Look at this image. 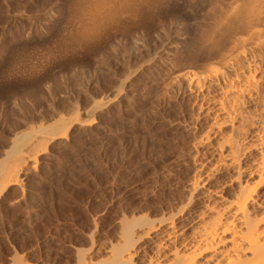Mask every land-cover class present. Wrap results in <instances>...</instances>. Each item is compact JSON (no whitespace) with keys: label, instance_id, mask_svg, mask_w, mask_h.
<instances>
[{"label":"rangeland","instance_id":"374dc122","mask_svg":"<svg viewBox=\"0 0 264 264\" xmlns=\"http://www.w3.org/2000/svg\"><path fill=\"white\" fill-rule=\"evenodd\" d=\"M74 2L0 0V43L7 40L0 55V153L6 130L21 123L24 117L34 118L37 126L57 113L72 117L77 107L84 121L89 120L85 110L103 104L95 111L92 127L72 125L67 141L58 138L49 143L45 155L28 165V174L20 175L21 185L8 188L0 196V264H8L12 258L26 264H73L76 250L90 251L91 241L98 246L114 242L118 224L124 218L158 219L175 215L183 207H187V212L178 220L176 231L189 237L206 205L216 201L220 193L231 195V187H235L230 180L236 173L216 164L221 137L229 134L230 128L214 129L209 141L199 143L210 129L212 117L203 116L206 107L199 110L200 98L173 90L163 65L165 52L161 53L163 47L157 49L168 31L183 36L192 28L194 19L210 8L177 0L173 9L162 16L163 21L171 19V29L163 27L157 30L160 35H151L153 42L148 49H157L160 57L145 67V51L155 52H147L141 45L140 34L128 42L123 53L119 47L110 51L112 55L104 58L111 60L103 58L106 65L95 61L102 69L93 65V54L90 57L91 53L86 52V58L85 51L74 54L63 44V24L50 32L42 28L40 33L16 37L15 32L28 28L31 19L47 23L54 7L67 12ZM64 46L69 50H64ZM115 58L130 59L124 60L129 65L126 68L119 61L116 64ZM13 65L35 67L38 73L33 77H9L10 82L4 74ZM138 66L142 70L137 71ZM97 67L99 72L94 69ZM105 67L109 68L108 75L102 72ZM135 68L134 76L127 75L128 90L115 94L117 83L115 89L111 83L127 77ZM109 71L119 78L114 76L112 81ZM40 114L51 118L45 116L46 120L43 115L41 119ZM255 134L256 129H251L246 146L252 144ZM255 155V151H249L242 166L246 167ZM196 176L201 179L194 190ZM154 241L145 239L142 246L146 253L140 255V262L154 248Z\"/></svg>","mask_w":264,"mask_h":264},{"label":"bare ground","instance_id":"6f19581e","mask_svg":"<svg viewBox=\"0 0 264 264\" xmlns=\"http://www.w3.org/2000/svg\"><path fill=\"white\" fill-rule=\"evenodd\" d=\"M176 1L75 0L67 12L60 6L54 7L49 19L46 18L49 20L47 23L45 20L31 19V25L15 32V35L22 37L25 33H40L42 28L50 32L63 24L66 33L64 37L61 36L63 44L71 48L70 51L73 49L74 54L75 51H85L82 53L86 58L93 54L96 58L92 60L93 65L99 66L95 65V61H98L103 66L108 59L104 57L110 51L112 53L116 47H119V52L126 49L128 42L139 34L143 43L141 45L150 52L151 38L157 37V30L167 26L171 29V19L167 22L164 18L166 21H163L162 16L173 9ZM187 1L196 2L190 3L192 6L198 4L210 9L194 19L192 28L184 25L185 29H190L183 36L166 31V39L163 42L160 40L161 46L158 45L157 49L163 47L161 53L165 52L162 55L165 60L163 65L167 68L166 76L170 86H174L173 90H183L200 98L199 110L206 107L203 116L212 117L210 129L199 143L209 141L214 129L230 128L229 134L221 137L216 164L229 173H236L230 180V183H235V187H231V195L220 193L216 201L206 205L205 210L199 213V222L189 237L176 231L178 220L186 215L187 207L180 208L175 215L158 219L124 218L118 224L119 232L114 242L98 246L91 241L92 251L76 250L73 264H264V0ZM6 41L0 43V55L5 50ZM157 49H152L155 52L150 53L152 56L145 51L146 58H149H145L144 64L141 63L143 66L151 65L160 57V51H155ZM86 52L91 54L87 55ZM113 53L116 55L117 51ZM125 59H116V64L119 61L120 65L128 66L125 61L130 59ZM110 63L107 65L113 70ZM106 67L103 68L104 72L100 65V71L106 73V69H109ZM140 68L138 66L134 72L130 70L126 76H134ZM94 69L99 72L98 67ZM112 72L109 76L114 81ZM37 73L35 67L13 65L4 76L18 79V75L33 77ZM129 76H122L121 80L115 76L117 82L111 83L112 89L117 83L115 94L121 95L128 90L126 79ZM102 106L100 104L85 110L84 114L89 120L84 121L80 119L79 109L74 107L73 116L69 118L55 114L54 109L52 118L40 114V118L50 116L51 120L42 122L41 118L37 126L36 120L32 117L30 119L33 121L30 120L29 116L22 117L21 123H12L11 128L6 130L8 133H5V144L0 153V196L8 188L21 185L20 175L25 172L28 174V165L32 161L36 163L37 157L45 155L49 143L58 138L67 141L72 125L78 124L84 129L92 127L95 111ZM45 119L48 120L47 117ZM253 128L256 129L254 140L246 146ZM249 151H255L256 155L243 167L242 161ZM200 179V176L195 177L194 190L199 187ZM153 238L154 248L140 262L139 257L145 252L142 246L145 239ZM8 264L26 263L12 258Z\"/></svg>","mask_w":264,"mask_h":264}]
</instances>
